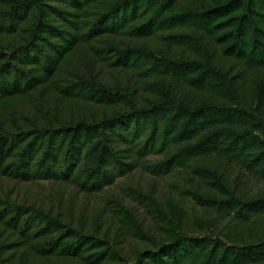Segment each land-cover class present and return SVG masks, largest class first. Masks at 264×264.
I'll return each mask as SVG.
<instances>
[{"label":"trees","instance_id":"trees-1","mask_svg":"<svg viewBox=\"0 0 264 264\" xmlns=\"http://www.w3.org/2000/svg\"><path fill=\"white\" fill-rule=\"evenodd\" d=\"M138 169L185 176L207 215L135 191L155 235L111 200L149 245L129 254L0 192V264H264V187L236 181H264V0H0V176L99 193Z\"/></svg>","mask_w":264,"mask_h":264},{"label":"rangeland","instance_id":"rangeland-1","mask_svg":"<svg viewBox=\"0 0 264 264\" xmlns=\"http://www.w3.org/2000/svg\"><path fill=\"white\" fill-rule=\"evenodd\" d=\"M114 75L124 81L135 80L125 73H117L106 69L104 76L106 79H112ZM63 105L66 101L56 100L51 105ZM69 109L72 111L85 110L83 103H69ZM237 174L236 172L234 173ZM241 182L243 176L236 178V181L245 185L249 192H255L264 187V181H258L248 175ZM188 179L181 175H161L154 176L140 169L125 175L116 180V182L99 193H85L78 191L73 185L68 183H57L47 180L40 181H20L12 178L0 176V192L9 194L19 201L34 202L55 213L71 217L80 223L90 226L101 224L102 229L113 240H121L120 246L123 252L132 254L136 250L146 248L148 243L134 239L125 232L123 222L119 220L116 212L112 210L111 200H120L125 206H128L146 229L151 233L157 234L158 229L154 226L152 216L147 212L142 198L136 196L135 191L151 194L155 199L162 203L164 210H167L168 203L177 202L183 205L188 215L204 216L206 212L197 205L188 195L186 187H189ZM125 235H118L120 233ZM32 260V261H31ZM27 264H76L75 261L64 258H38L33 257Z\"/></svg>","mask_w":264,"mask_h":264}]
</instances>
